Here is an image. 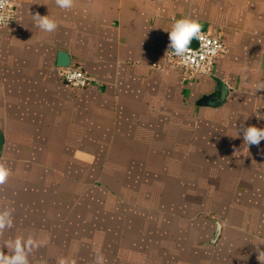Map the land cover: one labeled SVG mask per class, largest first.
I'll return each instance as SVG.
<instances>
[{"label":"crops","instance_id":"1","mask_svg":"<svg viewBox=\"0 0 264 264\" xmlns=\"http://www.w3.org/2000/svg\"><path fill=\"white\" fill-rule=\"evenodd\" d=\"M16 1L15 23L0 25V161L11 170L0 207L13 214L0 247L18 236L44 241L30 264H94L98 255L104 264H260L264 141L247 146L243 129L264 128V89L252 87L264 81V0H75L68 10ZM35 13L57 29L41 31ZM185 17L226 44L210 74L188 77L168 59L165 30ZM60 50L92 84L64 82ZM222 83L225 101L203 103ZM129 163L156 171L145 183L159 178L161 203L176 206L162 227L109 229L105 211L91 214V190L108 196L106 173Z\"/></svg>","mask_w":264,"mask_h":264},{"label":"rangeland","instance_id":"2","mask_svg":"<svg viewBox=\"0 0 264 264\" xmlns=\"http://www.w3.org/2000/svg\"><path fill=\"white\" fill-rule=\"evenodd\" d=\"M134 167L136 166H134L133 163H129L128 171L123 172L120 170L109 171L106 173V175L109 176L107 177V183L111 184L112 186L110 189H108V196H106L102 188H95L91 190V203L89 204L91 214L96 211L100 213H103V211H105L107 213L108 219V222L106 223H108L109 229L112 228V226H115L117 222L121 223L119 227L122 230H126L125 228L127 227L131 228V226H139L138 228L145 229H151L153 227H162V225L166 222L165 217L168 220L170 214H172L171 216H177V213L172 211V209L176 208V206L164 205L161 203L162 191L164 189L162 181L158 180L159 178H156L157 180L152 179L150 182V184H152L149 187L145 183L146 176L154 177L157 172L154 171L147 173L144 170L133 171ZM139 168L141 169L142 166H139ZM116 184L118 185V188L116 187ZM157 193L160 194L157 195ZM105 196L106 202H100V204L98 205L97 201H100L99 198H101V201H103ZM147 200L154 202L147 203ZM85 206L87 207L86 204ZM187 208H189L187 210L188 216L190 215V217H193V211L195 210V206L191 204L190 207L187 206ZM110 213H117V215L115 216L117 220L109 219ZM120 219L122 222L120 221ZM91 224V229L93 230L95 228V224L98 225L99 223L98 221L91 220ZM100 224L102 225V221H100ZM144 233L145 234L140 239H138L139 243H141L140 246L143 247L145 246L143 244L147 242L146 235L148 232L146 231ZM150 237L155 239V241L152 240L154 243L160 242L162 240L161 233L160 236L157 234H152L149 236V238ZM110 238L113 239V237ZM191 238L192 232H188L187 240L189 241ZM139 253V256L141 258L146 257V251Z\"/></svg>","mask_w":264,"mask_h":264},{"label":"clouds","instance_id":"3","mask_svg":"<svg viewBox=\"0 0 264 264\" xmlns=\"http://www.w3.org/2000/svg\"><path fill=\"white\" fill-rule=\"evenodd\" d=\"M75 0H55V4L58 8L63 10L71 9L74 6ZM3 0H0V6H2ZM33 22L37 28L46 33L54 32L58 25L57 22L50 18L49 15H40L39 13L31 14ZM0 22H3V17H0ZM168 32L169 44L168 48L174 56L180 57L182 60L187 61L190 59L191 48L189 47L191 41L196 38L201 41L202 25L197 19L191 17H185L175 20L171 28L165 30ZM247 82V77H245ZM255 90L264 89V81H258L252 85ZM243 141L249 145L259 146L261 141H264V128H258L256 126H248L243 129ZM11 175V170L5 162L0 161V186L7 183ZM13 227V214L10 208L0 207V233H3L6 229ZM45 242L38 241L32 236L27 238L18 236L15 239L6 241L2 247H0V264H30L29 255L33 252V249L42 246ZM7 247L9 254H5L3 248ZM257 259L260 264H264V251H259ZM57 264H76L74 259L61 257L57 260ZM94 264H104L103 256L98 255Z\"/></svg>","mask_w":264,"mask_h":264},{"label":"built area","instance_id":"4","mask_svg":"<svg viewBox=\"0 0 264 264\" xmlns=\"http://www.w3.org/2000/svg\"><path fill=\"white\" fill-rule=\"evenodd\" d=\"M18 15V2L16 0H3L0 6V17L3 22L0 25L7 26L15 23ZM202 40H198V46L191 48L190 59L182 60L171 52L168 59L178 66L182 73L188 77H195L213 72L215 62L226 52V44L219 36L201 31ZM59 74L64 82L75 88L87 87L93 83L95 78L88 73L83 65L78 62H71L68 66H60Z\"/></svg>","mask_w":264,"mask_h":264},{"label":"water","instance_id":"5","mask_svg":"<svg viewBox=\"0 0 264 264\" xmlns=\"http://www.w3.org/2000/svg\"><path fill=\"white\" fill-rule=\"evenodd\" d=\"M197 46H198V39L194 38L191 41L189 47L195 48ZM70 63H71L70 54L66 51L60 50L58 52L57 64L59 66H68ZM227 94H228V87H227V85L222 83L219 85V87L217 89V93H216L217 96H214L215 94L214 95H207L206 97H204L202 102L207 103V104L212 105V106H216V105H219L225 101ZM221 226L222 225H221L220 221H216V230H215V234H214L212 241H215L218 238L220 231H221Z\"/></svg>","mask_w":264,"mask_h":264}]
</instances>
